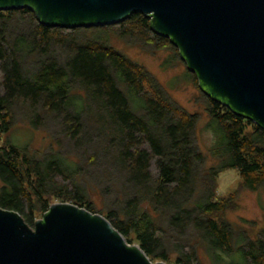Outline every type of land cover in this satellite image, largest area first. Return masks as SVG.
Masks as SVG:
<instances>
[{
	"label": "trees",
	"instance_id": "obj_1",
	"mask_svg": "<svg viewBox=\"0 0 264 264\" xmlns=\"http://www.w3.org/2000/svg\"><path fill=\"white\" fill-rule=\"evenodd\" d=\"M119 42L161 43L183 63L140 12L64 29L39 23L28 7L0 10V207L32 226L55 200L74 203L133 237L150 260L264 264V232L227 216L241 191L264 188V130L201 91L213 133L203 152L198 113ZM227 169L240 181L218 195Z\"/></svg>",
	"mask_w": 264,
	"mask_h": 264
},
{
	"label": "water",
	"instance_id": "obj_2",
	"mask_svg": "<svg viewBox=\"0 0 264 264\" xmlns=\"http://www.w3.org/2000/svg\"><path fill=\"white\" fill-rule=\"evenodd\" d=\"M23 7L64 29L143 13L178 48L207 97L264 130V0H0V10ZM0 264L167 263L152 262L103 215L59 201L33 227L0 207Z\"/></svg>",
	"mask_w": 264,
	"mask_h": 264
},
{
	"label": "rangeland",
	"instance_id": "obj_3",
	"mask_svg": "<svg viewBox=\"0 0 264 264\" xmlns=\"http://www.w3.org/2000/svg\"><path fill=\"white\" fill-rule=\"evenodd\" d=\"M116 44L124 49L125 54L129 58L143 64L148 70H150L157 77L160 84L167 88L170 96L180 107L191 113H198L199 122L197 126V142L203 152L207 151V148L213 142V133L205 128L208 121L205 102L202 99L198 83L195 84L192 78L186 74V69L188 68L186 67L185 62L175 63V61L171 59L174 55V51L171 48L160 46L161 43L145 46H141V43L125 44L119 42ZM179 59H181L180 56ZM17 133L24 135L22 130H19ZM40 139L41 134L36 138L35 145L42 142ZM145 147L148 148L147 146ZM150 171L153 174L156 173L154 159L150 161ZM58 179L61 180L59 177ZM239 181V175L235 169H227L220 172L216 179L217 194L224 195L233 191L237 187ZM238 201L239 208L228 213V218L238 225L245 227L251 226L257 232H264V188L255 192L243 190L239 194ZM54 202H59V200H55ZM41 217L42 216H39L36 219ZM31 227H33V225ZM128 243L130 245H138L133 237H131V242ZM203 260V263L205 264V257H203ZM151 261L165 262L156 260ZM206 264L209 263L207 262Z\"/></svg>",
	"mask_w": 264,
	"mask_h": 264
}]
</instances>
